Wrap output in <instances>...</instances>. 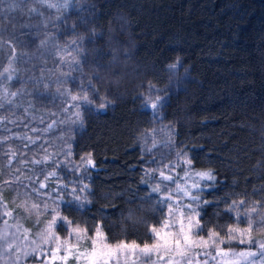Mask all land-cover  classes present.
<instances>
[{"label":"trees","instance_id":"trees-1","mask_svg":"<svg viewBox=\"0 0 264 264\" xmlns=\"http://www.w3.org/2000/svg\"><path fill=\"white\" fill-rule=\"evenodd\" d=\"M5 68L0 189L20 214L28 213L16 205L40 204L37 226L49 218L43 203L53 207L66 184L65 200L75 187L90 203L61 204V214L89 234L99 225L112 242H151L149 229L168 214L158 202L163 186L175 185L153 170L166 173L180 157L191 164H177L175 175L215 177L197 176L208 201L197 208L204 233L234 224L233 200L264 202V0H0ZM150 84L161 97L155 112L144 106ZM81 87L95 100L80 109L82 120L71 107ZM89 154L94 167L81 162ZM53 169L58 176L38 195L33 187ZM157 183L161 193L152 192ZM84 184L90 191L80 193Z\"/></svg>","mask_w":264,"mask_h":264},{"label":"snow or ice","instance_id":"snow-or-ice-1","mask_svg":"<svg viewBox=\"0 0 264 264\" xmlns=\"http://www.w3.org/2000/svg\"><path fill=\"white\" fill-rule=\"evenodd\" d=\"M39 3L44 4L45 0H39ZM49 8L54 5L48 3ZM36 12L35 8L31 9ZM21 27H28L27 24H22ZM44 43L43 41L41 42ZM14 50V49H13ZM11 65V61L9 62ZM73 63L79 64L78 60H73ZM170 68H175L176 65H170ZM9 73V68H5L3 73H0V78H5V74ZM6 79L11 80L12 76L7 75ZM89 81V88H91ZM154 85H149L148 95L144 98V106L150 107L154 112L161 107V97L155 96L153 99L152 92ZM81 94L71 95L72 101H77L71 105L76 109V117L82 120L81 108L89 109L94 105L93 96L89 95V90L81 87ZM7 94V93H6ZM15 95V93H10ZM99 108L106 107L105 98H100ZM2 107V105H0ZM0 119V123L4 122ZM51 127V125H49ZM37 131V129H32ZM30 142L35 143L32 137H25ZM13 156L15 152L12 149L8 150ZM182 151V150H181ZM67 155H70L68 153ZM181 153L177 152V156ZM49 160V155H45L41 160H35L33 163H42ZM81 162L85 167H94V161L89 154L87 157H81ZM184 163L190 165L191 161L184 159ZM179 164V161H177ZM177 164H165L164 168L168 170V174L163 169L153 170L159 171L162 180L171 181L175 184V189L168 188V185L163 187L167 189L166 195H161L159 203H164L168 209L167 216L160 222L159 226H152L151 242L145 241L143 244L132 241L131 243L124 240L112 242L109 240L101 226L97 225L89 234L86 227H81L66 215H62L60 205L66 206V210L72 208L75 204L76 210L83 207L85 203H90L87 196H81L75 187L71 189L68 195L71 199L65 200L64 195L60 194L61 190L67 189L68 185H57V196L52 201L53 207L49 208L47 202L43 203V214L49 218L44 221V227L40 229L34 236L29 239L30 229L24 228L18 221L12 225L3 217H12L13 210H9L4 204L2 189H0V205H3V212L0 213V257L7 254L13 259V264H22V261H28L32 257L30 264H36L39 260L40 264H120V257L128 254L136 255L137 259L143 258V264H210V261H217V258H230V264H264V238H257L254 233L264 234V202H255L245 204L244 200L235 201L228 206L226 211L235 213L234 224L227 227V231L222 235L215 229H209L207 234L203 233V226L200 223V212L197 208L201 203L200 191L202 187L199 181L193 180L191 188L185 183L183 186L180 181L175 179L170 173L175 170ZM60 167L59 164L55 166ZM196 176L201 179L214 181L215 177L211 171L196 172ZM58 173L55 169L48 171L44 177V181L39 182V187H33V191L38 195L39 189L47 187V182L50 178L57 177ZM189 173L185 171L182 179L188 178ZM19 183L20 177L15 180H5L4 184ZM146 182V181H144ZM161 184L157 183L152 187V192L161 193ZM192 189H197L193 191ZM90 191L89 186L84 184L79 188V192L83 193ZM173 191L176 193L174 203H165L173 201ZM187 197L190 203H181L180 194ZM23 212L31 214L35 213L37 217L41 215V205L33 202L29 205L26 201L16 205ZM39 223V220H37ZM243 224V226H241ZM15 228V232L9 230ZM57 228L64 230L65 235L61 236ZM23 240L26 244H18L17 241ZM233 243L248 245L247 250L236 251L232 247L224 248L223 245H232ZM203 257V259H199ZM222 264V261H218Z\"/></svg>","mask_w":264,"mask_h":264},{"label":"rangeland","instance_id":"rangeland-1","mask_svg":"<svg viewBox=\"0 0 264 264\" xmlns=\"http://www.w3.org/2000/svg\"><path fill=\"white\" fill-rule=\"evenodd\" d=\"M184 159H185L184 157H180V159L178 160L179 163H182L184 161ZM175 173H176V168L170 174L173 175V177L175 178V176L178 175V173L176 175H175ZM166 174H168V170L166 171ZM180 175H178V176H180ZM183 177H184V174H182L181 177L178 178V180L180 181L182 186L185 183H187L189 188H191L193 180H196V181H199V182L201 181V179L199 177H197V176L189 175L188 178L182 179ZM174 189H175V185H174L173 190ZM175 197L176 196H174V201L173 202H175ZM185 198L186 197H184L183 194L181 193L180 194L181 203H185V204L186 203H190V202H187L185 200ZM4 204H6V203L4 202ZM48 205H49V203H48ZM7 207H8V209L10 211L14 209L13 207H10L8 205H7ZM49 208H50V206H49ZM2 212H3V205H0V213H2ZM38 218L39 217L31 215V214H26V215L20 214L16 210L13 211L12 217H3V219L8 220L9 224L14 225L18 221L21 225H23L24 228L30 229L31 231L29 233V239L34 238L35 234L40 229H42L44 227V225L43 226H37L38 225L37 224ZM0 227H3L2 223H0ZM57 231L60 233L61 236L65 235V232H64L63 229L57 228ZM9 232H10V235H11V233L15 232V228L13 227L12 229L9 230ZM202 234L206 235V233H204V232ZM17 243L18 244H26V242L23 241V240L17 241ZM222 247H224V248L232 247L236 251H241V250H247L249 246L246 245V244L241 245V244L233 243L230 246L229 245H223ZM32 259H33L32 257H29V260L28 261H22V264H30ZM199 259H203V257H200ZM218 261H222V264H230V258H217V261H210V264H218ZM0 264H13V259L9 255L5 254L2 257H0ZM36 264H40V261L37 260ZM57 264H59V262H57ZM69 264H72V261H69ZM114 264H115V262H114ZM120 264H143V258L138 260L136 255L128 254L126 257L125 256H121L120 257Z\"/></svg>","mask_w":264,"mask_h":264}]
</instances>
